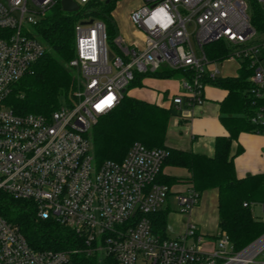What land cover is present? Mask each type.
Segmentation results:
<instances>
[{"label":"built area","instance_id":"built-area-1","mask_svg":"<svg viewBox=\"0 0 264 264\" xmlns=\"http://www.w3.org/2000/svg\"><path fill=\"white\" fill-rule=\"evenodd\" d=\"M61 1L0 0V190L31 200L40 218L69 227L83 245L35 250L18 225L0 215V264H74L71 254L81 251L97 253L99 261L111 255L117 264L252 262L259 252L242 257L246 248L235 251L224 231L211 250L200 249L203 237L192 221L176 236L153 231L151 214L169 194V186L157 181L165 149L134 141L121 161L97 166L91 139L97 119L118 105L122 89L138 75L180 70L171 107L182 112L202 104L207 80L220 77L223 61L206 54L212 42L228 47L224 60L250 70L255 106L250 120L264 129V32L251 23V0H143L128 14L138 34L133 39L118 29L110 39L101 19L83 15L74 23V55L67 63L76 72L77 88L61 95L49 115L17 114L5 99L47 51L37 28ZM73 1L79 10L94 0ZM254 1L264 9V0ZM200 196L189 183L176 194L178 212L190 213Z\"/></svg>","mask_w":264,"mask_h":264},{"label":"trees","instance_id":"trees-1","mask_svg":"<svg viewBox=\"0 0 264 264\" xmlns=\"http://www.w3.org/2000/svg\"><path fill=\"white\" fill-rule=\"evenodd\" d=\"M117 1L94 0L75 12H66L57 4L53 14L37 28L48 50L34 63L32 72L11 85L5 103L17 114L49 115L57 107L61 95L77 88V75L67 67L74 55L75 21L83 15L101 19L112 39L117 33L112 15ZM250 18L254 28L264 32V9L254 0L250 1ZM2 32L0 29V37ZM205 52L209 58L222 61L228 55V47L222 42H212L205 46ZM181 74L180 70L161 69L153 77L175 78ZM249 75L250 70L243 64L235 76L207 80L226 90L220 102V121L229 133L216 138L212 157L165 146L168 120L178 111L132 97L126 91L118 105L101 115L91 129L95 164L99 166L104 160L121 161L134 141L149 148L165 149L161 170L165 165L182 166L190 172L188 183L200 193L217 188L219 232L228 235L235 251L243 250L264 234V220L252 213L253 204H264V173L238 177L234 155L230 154L231 142L240 132L264 134V129H258L250 120L255 106L250 95ZM142 78L136 76L128 89L141 86ZM157 181L171 184L176 180L160 171ZM0 215L18 225L28 245L35 250L72 251L83 245L82 239L69 227L50 218H40L31 200L16 198L2 190ZM166 215L167 210L162 209L151 214L153 231L162 237L168 235ZM71 255L74 264H117L111 255L104 256L101 261L97 253L86 255L81 251Z\"/></svg>","mask_w":264,"mask_h":264},{"label":"crops","instance_id":"crops-1","mask_svg":"<svg viewBox=\"0 0 264 264\" xmlns=\"http://www.w3.org/2000/svg\"><path fill=\"white\" fill-rule=\"evenodd\" d=\"M234 71L224 76H235L238 65L235 61ZM170 82V83H166ZM141 86H134L128 95L159 106L171 107L170 98L180 90V84L174 78L144 77ZM156 84V88L151 86ZM128 92V90H127ZM226 90L212 84L204 89L205 100L202 104L184 109L168 120L165 134V146L178 150H187L212 157L215 151V140L218 136H228V130L220 121V102ZM239 148V151L237 149ZM230 154L234 155L236 175L244 177L250 174L264 173V134L257 132H240L237 139L232 140ZM162 174L174 178L169 186L166 204L161 208L167 210L166 231L169 236L181 234L188 221L196 224L198 233L203 237L199 245L202 250H211L218 228V190L208 188L201 192L199 203L188 214L178 212L176 194L183 191L188 183L190 172L182 166L165 165ZM262 206L264 204L256 203ZM254 205V204H253ZM253 213V210H252ZM254 214V213H253ZM264 220V214H254ZM170 232V233H169ZM248 264H264V251Z\"/></svg>","mask_w":264,"mask_h":264},{"label":"rangeland","instance_id":"rangeland-1","mask_svg":"<svg viewBox=\"0 0 264 264\" xmlns=\"http://www.w3.org/2000/svg\"><path fill=\"white\" fill-rule=\"evenodd\" d=\"M142 2H143V0H118L117 1L116 7H115L114 12H113V18L115 20V23H116V26H117L119 33L124 34L125 36L132 38V39L134 38V36L138 35L137 32L135 31V29L132 27L131 23L129 22L128 14H129L130 10L139 6ZM218 67L220 70L219 75L222 76V75L228 74L229 71H234L235 63L231 62L230 60H223L222 62L218 63ZM70 70L76 74V72L74 70H72V69H70ZM167 79H169V78H167ZM166 83H170V82H167V80H166ZM151 87L156 88L157 86H156V84L153 83V85ZM130 92H131V89H128L127 93H130ZM252 210H253L254 214H258V215L264 214L262 206L259 204L252 205ZM262 235H264V234H262ZM263 251H264V248L253 258V260H255L257 257H259L263 253Z\"/></svg>","mask_w":264,"mask_h":264},{"label":"bare ground","instance_id":"bare-ground-1","mask_svg":"<svg viewBox=\"0 0 264 264\" xmlns=\"http://www.w3.org/2000/svg\"><path fill=\"white\" fill-rule=\"evenodd\" d=\"M264 248V235L249 245L243 252L242 257L252 258Z\"/></svg>","mask_w":264,"mask_h":264},{"label":"water","instance_id":"water-1","mask_svg":"<svg viewBox=\"0 0 264 264\" xmlns=\"http://www.w3.org/2000/svg\"><path fill=\"white\" fill-rule=\"evenodd\" d=\"M109 0H106V2H108ZM61 7H62V9L63 10H65V11H69V12H75V11H77V9H78V4L77 3H75L73 0H62L61 1ZM88 22H90V20L88 21ZM122 93L124 94V93H126V89L124 88V89H122ZM263 236V235H262ZM261 236V237H262ZM260 238V237H259ZM258 238V239H259ZM255 242V241H254ZM253 243V242H252ZM251 243V244H252ZM250 244V245H251ZM249 246V245H248ZM247 246V247H248ZM246 247V248H247ZM245 249V248H244Z\"/></svg>","mask_w":264,"mask_h":264},{"label":"snow or ice","instance_id":"snow-or-ice-1","mask_svg":"<svg viewBox=\"0 0 264 264\" xmlns=\"http://www.w3.org/2000/svg\"><path fill=\"white\" fill-rule=\"evenodd\" d=\"M109 102H110V100H109ZM100 106H98V108H99Z\"/></svg>","mask_w":264,"mask_h":264}]
</instances>
